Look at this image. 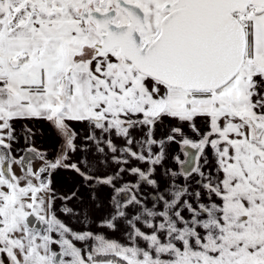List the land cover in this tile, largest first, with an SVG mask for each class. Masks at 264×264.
I'll return each instance as SVG.
<instances>
[{
    "label": "snow or ice",
    "instance_id": "6c2138e0",
    "mask_svg": "<svg viewBox=\"0 0 264 264\" xmlns=\"http://www.w3.org/2000/svg\"><path fill=\"white\" fill-rule=\"evenodd\" d=\"M0 264H264V0H0Z\"/></svg>",
    "mask_w": 264,
    "mask_h": 264
}]
</instances>
